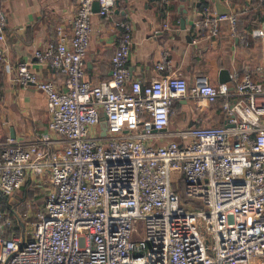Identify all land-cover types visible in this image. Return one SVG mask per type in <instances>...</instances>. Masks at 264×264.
I'll list each match as a JSON object with an SVG mask.
<instances>
[{"label": "built area", "instance_id": "obj_1", "mask_svg": "<svg viewBox=\"0 0 264 264\" xmlns=\"http://www.w3.org/2000/svg\"><path fill=\"white\" fill-rule=\"evenodd\" d=\"M73 1L70 34L57 27L34 51L64 73L61 88L27 62L12 63L0 10V64L14 82L43 91L49 117L34 141H0V197L26 180L46 189L20 231L0 208V264H264V82L248 72L217 83L163 75L166 50L156 77L129 79L132 27L119 20L109 76L91 84L84 56L92 6L104 16L114 0ZM221 21L236 32L231 12L207 6L191 24L215 36ZM251 35L264 43V21ZM188 98L220 100L223 123L171 128L172 102Z\"/></svg>", "mask_w": 264, "mask_h": 264}, {"label": "crops", "instance_id": "obj_2", "mask_svg": "<svg viewBox=\"0 0 264 264\" xmlns=\"http://www.w3.org/2000/svg\"><path fill=\"white\" fill-rule=\"evenodd\" d=\"M202 1L215 10L213 0H168L167 3L162 0H114L110 12L101 16L93 5L91 32L84 56V79L96 84L108 78L110 57L121 36L115 23L127 20L132 27L125 63L129 79L147 83L156 77L154 65L166 50L171 66L161 72L163 75L179 74L188 83L197 75H204L210 82L217 83L220 71L226 69L228 80L230 73L241 76L248 72L255 81L263 83L264 43L253 37L251 30L264 21V4L255 5L251 0H220L235 16L236 32L231 30L228 21H221L218 34L211 36L191 24L200 15ZM0 10L6 15V44L12 63L27 62L38 78L50 80L55 87L61 88L64 73L37 58L34 51L44 47L57 27L70 34L74 1L0 0ZM182 18L185 19L183 23ZM239 35L246 38V44ZM12 72L0 64V141L7 136L16 141H34L48 131L46 97L31 83L24 86L14 82ZM223 121L220 100L202 105L191 98L172 102L171 128ZM24 184L32 190L26 195L23 216L26 225L33 220L46 189L26 180L14 195L6 198L7 201H17Z\"/></svg>", "mask_w": 264, "mask_h": 264}, {"label": "trees", "instance_id": "obj_3", "mask_svg": "<svg viewBox=\"0 0 264 264\" xmlns=\"http://www.w3.org/2000/svg\"><path fill=\"white\" fill-rule=\"evenodd\" d=\"M250 3H253L255 5H260V4H264V0H251ZM206 6L207 4L202 1L199 5V8L201 9ZM30 192H32V190H29V188L25 187V184H24L21 188V192L17 198V201H15L14 203H10L9 201H7L6 197H2V196L0 197V208L4 212L10 213V216L14 224V228L18 231L22 230V227L24 226L23 216L25 213V201L27 198L26 195L27 193L31 194ZM180 198L183 199L184 197L181 195Z\"/></svg>", "mask_w": 264, "mask_h": 264}, {"label": "water", "instance_id": "obj_4", "mask_svg": "<svg viewBox=\"0 0 264 264\" xmlns=\"http://www.w3.org/2000/svg\"><path fill=\"white\" fill-rule=\"evenodd\" d=\"M214 1V6H215V11L217 13H230L231 10L230 8L225 5L222 1L220 0H213ZM93 5H96L97 8H99V4L97 1H94ZM185 21L184 18L181 19V22L183 23ZM221 75L219 78V81H227L228 80V71L226 69H222L220 71ZM100 130H101V135L105 134V129H106V121L102 118L99 122Z\"/></svg>", "mask_w": 264, "mask_h": 264}, {"label": "rangeland", "instance_id": "obj_5", "mask_svg": "<svg viewBox=\"0 0 264 264\" xmlns=\"http://www.w3.org/2000/svg\"><path fill=\"white\" fill-rule=\"evenodd\" d=\"M179 175L176 173V172H172L171 173V178H173L174 177V179L176 178V177H178ZM39 201L40 202H42L43 201V197L41 198V199H39ZM40 204V203H39Z\"/></svg>", "mask_w": 264, "mask_h": 264}]
</instances>
